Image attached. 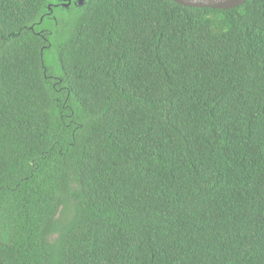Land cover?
I'll list each match as a JSON object with an SVG mask.
<instances>
[{
  "label": "trees",
  "instance_id": "16d2710c",
  "mask_svg": "<svg viewBox=\"0 0 264 264\" xmlns=\"http://www.w3.org/2000/svg\"><path fill=\"white\" fill-rule=\"evenodd\" d=\"M0 264H264V0H0Z\"/></svg>",
  "mask_w": 264,
  "mask_h": 264
},
{
  "label": "water",
  "instance_id": "95a60500",
  "mask_svg": "<svg viewBox=\"0 0 264 264\" xmlns=\"http://www.w3.org/2000/svg\"><path fill=\"white\" fill-rule=\"evenodd\" d=\"M77 1L79 4H82L84 0H77ZM172 1L189 7H199V8L208 7L214 9H227L241 5L245 0H172Z\"/></svg>",
  "mask_w": 264,
  "mask_h": 264
},
{
  "label": "flooded vegetation",
  "instance_id": "af4514ba",
  "mask_svg": "<svg viewBox=\"0 0 264 264\" xmlns=\"http://www.w3.org/2000/svg\"><path fill=\"white\" fill-rule=\"evenodd\" d=\"M77 1V0H76Z\"/></svg>",
  "mask_w": 264,
  "mask_h": 264
}]
</instances>
